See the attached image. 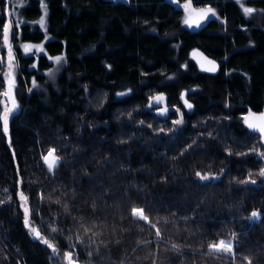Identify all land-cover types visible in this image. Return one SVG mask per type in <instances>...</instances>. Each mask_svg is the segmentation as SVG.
Returning <instances> with one entry per match:
<instances>
[{"label":"trees","instance_id":"obj_1","mask_svg":"<svg viewBox=\"0 0 264 264\" xmlns=\"http://www.w3.org/2000/svg\"><path fill=\"white\" fill-rule=\"evenodd\" d=\"M21 1L26 6L13 5L28 23L14 27L12 38L21 107L10 118L11 143L0 133V264H66L24 226L20 190L34 226L61 253L82 234L77 222L96 225L97 235L89 233L96 244L85 237L77 245L81 264H232L224 254H206L209 243L232 233L235 264H242L239 256L264 264V159L241 155L264 151L241 119L264 106V0H192L218 14L197 29L182 23L171 0H45L46 30L38 24L40 0ZM245 6L257 11L246 16ZM0 13L3 25L5 0ZM28 41L43 43L45 52L25 55L21 43ZM194 47L217 61L215 73L198 68ZM60 54L64 64L51 78L48 56ZM184 90L192 110L183 105ZM157 92L166 97L167 115L146 108ZM176 108L180 125L173 123ZM51 147L63 158L54 177L41 160ZM196 171L219 179L201 182ZM249 172L256 183H240ZM130 206L159 221L161 240L133 222ZM252 211L261 219L249 221ZM53 221L61 233L49 231Z\"/></svg>","mask_w":264,"mask_h":264},{"label":"snow or ice","instance_id":"obj_2","mask_svg":"<svg viewBox=\"0 0 264 264\" xmlns=\"http://www.w3.org/2000/svg\"><path fill=\"white\" fill-rule=\"evenodd\" d=\"M174 3H177L179 6L180 0H173ZM5 4L7 7V15L8 17H13L15 15V12L17 9L13 6L12 3L9 2V0H5ZM21 7H24L26 5L21 4ZM183 8L185 11L189 14L188 17L184 19V24H186L188 27H192L193 23L197 27L200 26L201 21L207 20L210 17H216L218 18L217 12L208 7V8H195L193 7L192 0H187L186 3H184ZM41 7L43 8V15L40 17L38 23L39 26L42 29L46 30V17L48 15L47 12V5L43 3V0H41ZM243 13L246 16L252 15L255 11H257L254 8L251 7H243L242 8ZM264 11V10H261ZM197 13L198 19L192 20V14ZM2 14V13H0ZM28 23L25 20H16L15 22L9 18L6 23L3 25H0V36H2L3 43L0 44V49L4 47V45H8L7 49V58L0 56V88H3L4 91L0 93L5 99L6 103L3 109V112L0 113V122H2V127H0V133H2L5 136H8L9 134V120L10 117L14 116L15 113L19 110V105L16 102L15 99V89H16V78H15V70L18 67V65L15 63V57L13 55V48L12 45L9 43L11 38H16L17 32L13 31V28L19 29V26L22 24ZM33 47L36 48V52L38 53H44L45 49L42 45L33 46L31 44H23V52L25 55L32 54L35 55L36 53H33L32 49ZM199 55L197 52H193V57ZM48 59L52 60L54 59L57 64H60L61 61L64 60L63 56H56L51 57L48 56ZM7 63L8 71L4 72L3 67ZM207 63L211 65V67H204L201 65V68L203 71L208 72H215L217 71V65L214 61L208 60ZM36 65L33 64L32 67H35ZM49 75H52L50 72ZM36 82L35 80L32 81V87L28 89L29 92L32 91V88H35ZM118 95H125V93H118ZM186 93H181V100L183 101V104L186 108L189 110L192 109L193 105L188 102L187 99H185ZM165 97L163 94L152 96L150 98L149 107H154L155 105H160L165 102ZM11 103V107L7 106V103ZM175 111L177 113H180V109L176 108ZM169 112V108L165 105L160 109V115H167ZM180 119H177L173 121L174 124L180 125L183 123V114H180ZM242 122L247 127V129L251 130L254 133L258 134V141L261 148H264V111L260 112L259 115H257L255 112H253L251 109L248 110L247 114L242 116ZM143 123V121H141ZM163 131V129H161ZM211 135V134H209ZM11 143L9 138V144ZM189 148L192 146L189 145ZM187 151V148L184 150ZM233 153L229 152V155H232ZM258 155L261 159H264V151H260L259 149L253 147L251 149L250 153H241V155ZM183 155V153H181ZM41 160L43 162L42 167L49 173L51 176H55L58 169L61 167L63 163V158L57 154V149L55 147H51L46 150L45 153H42ZM19 171V170H18ZM258 175L260 177H264V168H261L258 172ZM195 177L201 181V182H214L219 179L218 175H211L207 173H202L200 171L195 172ZM252 173L249 172L248 179L240 180V183L247 184L252 183L255 184L256 180L252 179ZM24 181L21 177L19 180V185H23ZM17 197L19 199L20 207L23 209V215H24V226L28 228L29 233L32 235L33 239L39 240L41 243L47 245L48 248L52 250V257L58 259L60 262H65L66 264H78L77 260V252L76 248L78 244H85L86 240L85 237H89V233H91L92 236L97 235V233L94 231L96 228V225L93 224L91 227H87L85 223L83 222V219L79 222H77L76 227L78 230L82 233L80 235L76 236L75 243H70L69 245V251L66 252H59L57 246L50 242L48 238H45L41 235V231L34 226L32 221V210L28 206L29 204V197L25 194L23 190H20L17 193ZM39 198L41 201L45 199V196L43 193L39 194ZM6 201H0V203H5ZM55 203L60 204V200H56ZM65 213H69L70 209L68 208L67 203L63 205ZM93 211H95V203H93ZM262 216V213L260 211H252L250 215L247 217V219L251 222H255L257 220H260ZM129 217L133 220V222H143L144 224L148 225L150 229L154 230V234L156 239L159 241L162 239V233L160 231V228L158 227L159 221L156 223H153L150 220V217L145 212L144 207H138V206H130L129 209ZM47 227L49 228V231L54 234L61 233L62 229L55 225V222H50ZM69 240H71V235L67 237ZM55 239V236L53 237ZM237 239V234L232 233V238L228 240L220 239L216 242H211L207 246V255L212 256L216 254H224L226 257L230 258L232 261V264H235V261L238 258V253L234 251V244L233 240ZM91 245H95L96 241L94 239H91L89 237V240L87 241ZM119 243V241H117ZM173 250L179 251V246L172 245ZM98 251V249H97ZM88 255H92L91 252L88 253ZM240 260L242 261V264H253L252 259H250L248 256H239Z\"/></svg>","mask_w":264,"mask_h":264},{"label":"rangeland","instance_id":"obj_3","mask_svg":"<svg viewBox=\"0 0 264 264\" xmlns=\"http://www.w3.org/2000/svg\"><path fill=\"white\" fill-rule=\"evenodd\" d=\"M12 1H13V0H12ZM171 1H173V0H171ZM186 2H187V0H182V1H180V4H179V6H180L181 9H182V23H183V24H184V19H185L186 17H188V15H189V14L185 11V9L183 8V6H182V5H183L184 3H186ZM21 3H22L21 0H16V1L14 0L12 4H21ZM43 3L46 4V1L43 0ZM192 4H193V7H195V8H208V7H210V8L214 9V10L217 12L216 8L213 7L212 5H209V4H205V5H195L193 2H192ZM13 6H14V5H13ZM15 8H16V7H15ZM40 10H41V13H40V15H39V17H38V21H39L40 17L44 14V13H43V8L41 7V0H40ZM47 12H48V7H47ZM217 15H218V14H217ZM21 17H22V15L17 11V12H15V15H14L13 17H8V15H7V20H8L9 18H11V19L15 22L16 20H21V19H20ZM26 18H27V19H30V18H28V17H26ZM47 18H48V15H47V17H46V29H47ZM191 19H192L193 21L196 20V19H198V14H197V13H193ZM7 20H6V22H7ZM205 21H206V20L201 21L200 26H201ZM6 22H5V23H6ZM38 24H39V23H38ZM184 25H185L186 27H188L186 24H184ZM200 26H199V27H200ZM14 27H15V26H14ZM199 27H197V26L195 25V23H193V26H192V27H188V28H190V29H197V28H199ZM40 28H41V27H40ZM41 29H42V28H41ZM43 30H45V29H43ZM13 31H14V28H13ZM51 37H52V36H51L49 33H47V34L45 35V37H44V41L50 39ZM9 43L12 45V48H13V55H14V57H15V63L18 65V61H17L16 55H15V49H14V45H13V42H12V38L10 39ZM37 43H39V42H32V41L22 42V43H21V46H22L23 44H31V45H33V46L42 45V46L44 47V44H43V43H39V44H37ZM4 49H5V52H4V55H5V56H4V57H5V59H6V58H7V49H8V45H4ZM22 49H23V48H22ZM44 49H45V47H44ZM32 51H33V52H36V48L33 47ZM57 56H63V57H64L63 54H60V55H57ZM55 57H56V56H55ZM64 61H65V59H64L63 61H61L60 64H57V63L55 62V60H53V65L47 70L48 75H49L50 72L52 73V75H49L51 78H54V77L59 73L60 69L62 68V66H63V64H64ZM18 67H19V65H18ZM18 67H17L16 70H15V78H16L17 73H18ZM3 71H4V72H7V71H8L7 63H5ZM3 91H4V89L2 90V92H3ZM2 92H1V93H2ZM160 94H163V95H164V93H162V92H157V93H155V94L152 95V96H156V95H160ZM152 96H151V97H152ZM164 97H165V95H164ZM165 98H166V97H165ZM15 99H16V98H15ZM165 101H166V99H165ZM16 102H17V104L19 105V109H20L21 105L18 103L17 100H16ZM5 103H6V99L1 95V105H2L1 113L3 112V109H4V106H5ZM149 103H150V99H149L148 103L146 104V108L154 110L157 114H159V113H160V109L166 105V102H164L163 104L155 105L154 107H149V106H148ZM7 106H8V107H11V103L8 102V103H7ZM166 106H167V105H166ZM167 107H168V106H167ZM168 108H169V107H168ZM178 115L180 116V113H178ZM10 118H11V117H10ZM178 118L180 119L181 117H178ZM9 122H10V120H9ZM7 139L9 140V134H8V136H7ZM78 264H81V263L78 262Z\"/></svg>","mask_w":264,"mask_h":264},{"label":"water","instance_id":"obj_4","mask_svg":"<svg viewBox=\"0 0 264 264\" xmlns=\"http://www.w3.org/2000/svg\"><path fill=\"white\" fill-rule=\"evenodd\" d=\"M11 0H9V2H10ZM172 3L174 4V5H177V3H174L173 1H172ZM6 10H7V7H6ZM193 52H197V53H199V55H197V56H195V57H193ZM190 57H191V59L192 60H194V62L196 63V65L198 66V68L201 70V71H203L202 70V68H201V65H203L204 67H211V65H209L208 63H207V61L208 60H211V61H214L215 63H216V65H217V70H218V68H219V64L217 63V61L214 59V58H212V57H210V56H208L205 52H203L200 48H198V47H194V48H192L191 50H190ZM203 72H208V71H203ZM216 72V71H215ZM215 72H208V73H215ZM182 93H185V90L184 91H182ZM185 99H187L186 98V95H185ZM188 100V99H187ZM183 102V101H182ZM188 102L189 103H191L192 105H193V103L190 101V100H188ZM184 105V104H183ZM185 107V106H184ZM186 108V107H185ZM187 110H189L188 108H186ZM192 109H193V107H192ZM191 109V110H192ZM253 112H255L257 115H259V113L260 112H262V111H264V106H263V108H261L260 110H252ZM247 114V112L245 113V115Z\"/></svg>","mask_w":264,"mask_h":264}]
</instances>
